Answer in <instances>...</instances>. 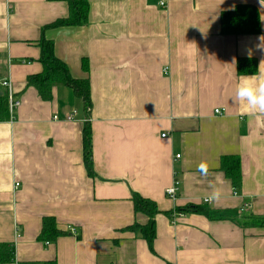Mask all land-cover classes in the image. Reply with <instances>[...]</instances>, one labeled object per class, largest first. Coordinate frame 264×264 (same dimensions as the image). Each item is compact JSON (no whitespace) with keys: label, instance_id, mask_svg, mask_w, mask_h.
Segmentation results:
<instances>
[{"label":"crops","instance_id":"obj_1","mask_svg":"<svg viewBox=\"0 0 264 264\" xmlns=\"http://www.w3.org/2000/svg\"><path fill=\"white\" fill-rule=\"evenodd\" d=\"M89 3L86 25L44 32L69 15V0H0V75L11 82L0 90L20 102L0 122V243L16 255L4 264H264V225L239 222L264 216V115H248L231 99L241 76L264 72L260 0ZM240 4L259 10L261 33L222 34V13ZM42 35L74 77L90 79L91 111L68 86H55L52 100L27 86L43 70ZM249 51L258 71L240 75L238 61ZM88 123L92 175L84 160ZM224 155L241 158L240 190L221 169ZM214 187L222 196L206 203ZM135 192L160 208L153 250L126 230L149 220L135 212ZM190 203L235 219L173 215ZM47 216L67 232L54 242L38 238Z\"/></svg>","mask_w":264,"mask_h":264},{"label":"trees","instance_id":"obj_2","mask_svg":"<svg viewBox=\"0 0 264 264\" xmlns=\"http://www.w3.org/2000/svg\"><path fill=\"white\" fill-rule=\"evenodd\" d=\"M90 3L89 0H69V15L59 18L43 29H54L62 26H82L89 22ZM222 34L224 35H242L259 34L262 32L261 16L259 10L252 5L240 4L234 10L224 11L221 16ZM41 47L40 60L43 65L42 72L30 75L27 79V86L35 87L44 100L53 99V89L57 85L70 87L74 93L80 97L85 105L87 112L92 108L91 81L88 77L76 78L72 75L68 64L56 54L55 41L42 35L39 41ZM83 68L89 71V63L83 60ZM258 71V62L254 58L238 61V72L243 74H255ZM11 108L9 93L6 90H0V122L11 119ZM84 160L90 175L94 171L93 163V140L90 123L84 131ZM221 169L225 175L232 180L236 190H240L243 185L241 158L237 155H224L221 160ZM132 201L136 213H143L148 216V223L141 225L135 222L127 227V231H132L145 239L153 250V243L156 239V216L160 213V208L156 201L144 197L141 194L133 193ZM197 213L203 214L209 219L232 218L223 211L214 210L207 204L190 203L185 206H178L173 215ZM172 215V216H173ZM242 225L263 226L264 216H247ZM67 234L58 227L57 219L53 216H47L43 219V226L39 234V240L44 242H54L60 236ZM16 255L14 247L9 243H0V264L14 262ZM56 264V263H54Z\"/></svg>","mask_w":264,"mask_h":264},{"label":"clouds","instance_id":"obj_3","mask_svg":"<svg viewBox=\"0 0 264 264\" xmlns=\"http://www.w3.org/2000/svg\"><path fill=\"white\" fill-rule=\"evenodd\" d=\"M260 3L264 6V0H260ZM259 39L260 43L257 45V48L264 51V37H260ZM249 58H251V51H249ZM260 65H264V60L261 61ZM231 99L233 103L246 106V114L248 115L257 113L264 115V72H261L259 76H241L236 93ZM206 168L205 164L200 165L202 173L206 172ZM221 196L222 190L214 187L206 199L207 202L212 203L219 200Z\"/></svg>","mask_w":264,"mask_h":264},{"label":"built area","instance_id":"obj_4","mask_svg":"<svg viewBox=\"0 0 264 264\" xmlns=\"http://www.w3.org/2000/svg\"><path fill=\"white\" fill-rule=\"evenodd\" d=\"M164 1L161 3L162 5H164ZM0 86H3V87H6V88H11V82L8 80V79H4L1 77L0 75ZM9 99H10V108H11V112L12 110L18 106L20 104L19 101H16L14 100V98L12 97V94L9 93ZM215 113L216 114H219V115H223L225 114V110L224 109H221V108H216L215 109ZM55 119H57V116H55ZM74 119V116L73 115H70L68 117V120H73ZM165 136V134L163 135ZM179 157V155H178ZM179 184L180 182L178 180L175 181L174 185H172L171 187H169L167 190H166V193H167V196L170 198V199H176L177 197V190L179 189ZM17 186L19 185V183L16 184ZM206 203L207 202V199L205 200ZM69 231L76 234V229L74 227H70L69 228Z\"/></svg>","mask_w":264,"mask_h":264},{"label":"rangeland","instance_id":"obj_5","mask_svg":"<svg viewBox=\"0 0 264 264\" xmlns=\"http://www.w3.org/2000/svg\"><path fill=\"white\" fill-rule=\"evenodd\" d=\"M177 193H178V190H177Z\"/></svg>","mask_w":264,"mask_h":264}]
</instances>
